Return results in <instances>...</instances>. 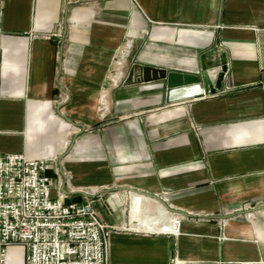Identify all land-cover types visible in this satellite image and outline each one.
I'll return each mask as SVG.
<instances>
[{"label": "crops", "instance_id": "obj_1", "mask_svg": "<svg viewBox=\"0 0 264 264\" xmlns=\"http://www.w3.org/2000/svg\"><path fill=\"white\" fill-rule=\"evenodd\" d=\"M0 9V152L57 158L73 186L100 188L87 196L118 226L111 264H264V211L217 222L224 207L264 199V0ZM223 64V91L209 96ZM172 70L199 76L204 97L168 103L155 77ZM134 190L183 217L179 234L134 226ZM22 247L9 246V264Z\"/></svg>", "mask_w": 264, "mask_h": 264}, {"label": "built area", "instance_id": "obj_2", "mask_svg": "<svg viewBox=\"0 0 264 264\" xmlns=\"http://www.w3.org/2000/svg\"><path fill=\"white\" fill-rule=\"evenodd\" d=\"M57 160L0 152V264H9L8 248L13 244L23 246L19 264H111L110 238L115 228L101 219L87 196L101 190L73 186ZM78 192L86 195L84 201L70 199ZM255 210L264 211V201L244 211ZM233 214L218 220L226 221ZM182 218L177 216L176 228L166 232L179 234Z\"/></svg>", "mask_w": 264, "mask_h": 264}, {"label": "rangeland", "instance_id": "obj_3", "mask_svg": "<svg viewBox=\"0 0 264 264\" xmlns=\"http://www.w3.org/2000/svg\"><path fill=\"white\" fill-rule=\"evenodd\" d=\"M225 75H226V73H225ZM224 78H225V76H224ZM222 85H223V82H222ZM221 89H222V86H221V88H217L216 87V89H214V88L211 89V90L209 89L208 95L209 96H213V95L220 94V92L223 91ZM95 188H99V187L95 186L93 189H95ZM91 189L92 188H90L89 190H91ZM130 197L133 200L132 202H134L133 205H132L133 206L132 207L133 211H136L138 213V216L136 217L135 221H133V225L134 226L137 225V224H143L142 222H146L148 220L156 221L158 219L160 222H159V229H157V230H173L175 222L173 221V219L172 220L171 219H166V214H167L168 211L165 209V207H163L160 204H157L156 202H153L150 199L146 202L138 194H135V195H133V197L132 196H130ZM259 201H264V199H261V200H258V201H254V202L250 201V200L243 201L241 204H239V206H237L236 210L241 209V211L242 210L244 211L247 208H251V207L253 208V206H255ZM130 206H131V204H130ZM222 209L223 210H221L220 213H222L223 215L230 214L232 211H234V210H229L227 207H224ZM99 215H100V213H99ZM242 218L243 219L244 218H246V219L247 218H255V214L254 213H251V214L244 213L243 215H238L237 214V215L227 219L226 221L217 220V222H218V224H220L219 226L224 227L230 221H232L234 219L238 220V219H242ZM110 226H112L113 228H117L118 227L117 225H115V226L110 225ZM143 226H144V224H143ZM167 227H171V228L170 229H166Z\"/></svg>", "mask_w": 264, "mask_h": 264}, {"label": "water", "instance_id": "obj_4", "mask_svg": "<svg viewBox=\"0 0 264 264\" xmlns=\"http://www.w3.org/2000/svg\"><path fill=\"white\" fill-rule=\"evenodd\" d=\"M227 71V65L223 64L216 80V87L221 88L225 73ZM141 80L144 81L143 74ZM155 78H161L166 81V100L168 103H174L190 99L193 97H204L205 93L201 86V78L195 74L169 71L167 73L158 74ZM138 193L144 194L151 198H155L162 202L166 207L167 205L155 194L148 192H142L140 190H134Z\"/></svg>", "mask_w": 264, "mask_h": 264}, {"label": "bare ground", "instance_id": "obj_5", "mask_svg": "<svg viewBox=\"0 0 264 264\" xmlns=\"http://www.w3.org/2000/svg\"><path fill=\"white\" fill-rule=\"evenodd\" d=\"M135 194H138L139 196H141L142 198H143V200H145L146 202L150 199V200H152L153 202H156L157 204H160V205H162L163 207H165V209L168 211V209L166 208V206L162 203V202H160L159 200H157V199H155V198H151V197H149V196H146V195H144V194H141V193H137V192H131L130 193V196H132L133 197V195H135ZM177 216H173V221H175V218H176ZM146 221V220H145ZM159 220L157 219L156 221H152V220H148V221H146V222H142L143 224H144V228H147V229H149V230H157V229H159ZM175 224V223H174ZM171 227H167L166 229H170ZM174 228H176V227H174ZM173 228V229H174ZM169 231H172V230H169Z\"/></svg>", "mask_w": 264, "mask_h": 264}]
</instances>
